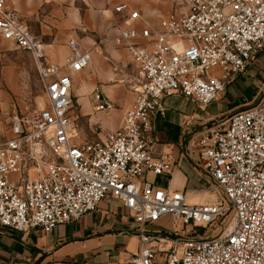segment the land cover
<instances>
[{"label": "built area", "instance_id": "obj_1", "mask_svg": "<svg viewBox=\"0 0 264 264\" xmlns=\"http://www.w3.org/2000/svg\"><path fill=\"white\" fill-rule=\"evenodd\" d=\"M162 1L170 8L155 22L127 0L113 7L123 25L113 43L139 79L121 125L100 136L96 123V136L85 139L74 133L72 75L89 68L90 51L70 39L63 66L50 63L42 41L0 0V38L30 54L46 98L31 114L12 115L10 136L0 140V227L48 233L114 199L138 225L130 264H264V99L190 136L188 152L223 202L191 205L184 192L144 179L171 172L166 158L153 156L150 139L164 99L181 96L204 109L243 74L264 49V0ZM92 101L96 112L113 110L98 89ZM228 212L219 233L197 235ZM167 215L190 233L146 230Z\"/></svg>", "mask_w": 264, "mask_h": 264}, {"label": "crops", "instance_id": "obj_2", "mask_svg": "<svg viewBox=\"0 0 264 264\" xmlns=\"http://www.w3.org/2000/svg\"><path fill=\"white\" fill-rule=\"evenodd\" d=\"M127 2L132 8L140 9L136 6V0ZM155 3L143 0L142 12L153 22L156 21L157 12L165 13L170 8L168 2L166 5L159 0V4ZM116 4L117 0H6L8 8L14 10L25 24L35 23L41 30L58 31L55 42L44 44L50 63L63 66L69 53L67 42L70 39L75 40L82 49L90 51L89 68L72 75L73 86L81 84L76 90V97L83 98L86 93L98 89L111 102H117L118 91L100 86L98 82L110 77L102 47L107 38L115 36L118 28L123 26L121 16L113 11ZM129 62L125 50L120 48V77ZM250 67H255L247 77L255 78L251 79L255 85L251 98L244 99L239 95L225 109L215 105V100L206 108L198 109L181 96L164 99L165 110L154 118L150 139L153 156L166 158L171 164V172L170 175L148 173L144 176L146 181L186 195L207 191L189 188L197 176L211 184L198 162L199 157L188 152L190 136L200 127H222L234 113L264 99V49L247 70L236 75L228 86L235 83L237 78H243ZM2 75L6 84L15 86L12 71L7 70ZM258 76L262 79L259 80ZM226 89L221 96L226 95ZM132 102V93L126 92L120 85V115L116 124L107 127L104 125L106 117L97 112L99 118L103 119V129H117ZM93 117L90 120H94ZM137 230L138 225L118 201L104 199L95 211L77 221L59 225L48 233L40 229L18 232L0 227V264H130L131 257L138 251Z\"/></svg>", "mask_w": 264, "mask_h": 264}, {"label": "rangeland", "instance_id": "obj_3", "mask_svg": "<svg viewBox=\"0 0 264 264\" xmlns=\"http://www.w3.org/2000/svg\"><path fill=\"white\" fill-rule=\"evenodd\" d=\"M148 1L157 3V0ZM159 1L165 2L166 5V1ZM135 3L136 6L143 11V0H136ZM26 25L43 44L55 42L58 31L53 29L41 30L38 24L35 23H26ZM113 36L114 35L109 36L105 41L104 47H102L103 60L107 65L110 77L106 81L98 82V85L100 86L111 87L118 91L117 102H112L113 110L109 113L100 112V115L106 117L104 125L107 127L116 124L120 115V85L126 92L131 93V88L139 79V74L130 59V62L125 66L123 76L120 77V48L114 45ZM7 70L12 71L14 74L15 86L6 84L2 79V72ZM250 70H255V67H250L248 73H245L243 78H237L235 83L228 86L225 96L218 95L215 99V105L221 109H225L229 106L228 104L235 101L239 95L243 96L244 99L251 98L252 93L255 90V85L251 83V79L254 80L255 78H247ZM258 79L260 80L262 77L258 76ZM122 80L123 82L120 83L119 81ZM80 85V83L74 85L75 96L76 90L81 87ZM45 102L46 98L43 93V83L39 78L35 62L30 54L17 49L14 44L0 38V140L10 136V119L12 115H29L33 111L44 106ZM91 117H93L94 120H90ZM73 118L74 123L77 126L76 135L78 134L79 138H94L96 135L91 134L90 126L96 123L102 128L99 132L100 136L107 131L103 129V119L99 118L97 112L93 109L92 93H86L83 98L81 96L75 98L73 101ZM211 187V184L206 179L197 176L195 177V181L189 184V188H203L207 189V191L204 193L190 192L186 195V198L191 205L218 204L223 202L224 199L221 193L215 189H210ZM229 220L230 212L216 221L213 225L208 226L205 229H197V235H215L221 231L222 225H225ZM146 230L152 233L158 231L174 233L177 231L181 234H189L192 228L191 226L183 227L181 225H178L176 228L173 227L171 218L167 215L153 225L146 226Z\"/></svg>", "mask_w": 264, "mask_h": 264}, {"label": "bare ground", "instance_id": "obj_4", "mask_svg": "<svg viewBox=\"0 0 264 264\" xmlns=\"http://www.w3.org/2000/svg\"><path fill=\"white\" fill-rule=\"evenodd\" d=\"M120 82V81H119ZM76 131H77V127L74 129V133H75V135H76ZM78 135V134H77Z\"/></svg>", "mask_w": 264, "mask_h": 264}]
</instances>
